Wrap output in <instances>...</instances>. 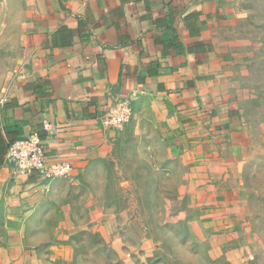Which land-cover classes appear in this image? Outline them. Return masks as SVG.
Returning <instances> with one entry per match:
<instances>
[{
    "label": "crops",
    "instance_id": "0c3cea01",
    "mask_svg": "<svg viewBox=\"0 0 264 264\" xmlns=\"http://www.w3.org/2000/svg\"><path fill=\"white\" fill-rule=\"evenodd\" d=\"M237 2L25 1L26 26L11 29L0 48V264H83L74 237L84 230L141 261L153 255L157 242L142 234L134 194L123 208L99 200V159L121 133L100 117L121 96L132 111L147 102L156 121L155 171L185 165L194 237L212 248L229 238L248 214L252 154L240 110L246 93L233 80L234 63L244 60L216 41ZM32 133L48 160L72 165L69 177L43 179L4 164L10 141Z\"/></svg>",
    "mask_w": 264,
    "mask_h": 264
},
{
    "label": "rangeland",
    "instance_id": "374dc122",
    "mask_svg": "<svg viewBox=\"0 0 264 264\" xmlns=\"http://www.w3.org/2000/svg\"><path fill=\"white\" fill-rule=\"evenodd\" d=\"M25 1L0 0V48L9 43L11 29L14 32L17 27L21 31L26 26ZM237 1L236 13L218 26L216 41L233 58L241 55L244 60L243 63H234L238 74L233 80H239L246 93L240 110L252 150L245 173V182L250 192L248 214L232 227L229 238L219 247L212 248L207 241L199 240L192 234L190 238L184 239L176 232L179 226L175 224L176 217L184 220L194 216L192 211L180 210L186 202L182 200L185 165L183 167L181 163L179 167L162 170L159 183H149L146 182L147 178H140L137 180L141 196L139 218L144 224L142 234L150 242H157L158 248L148 258H154L156 264H264V0ZM127 124L132 126L135 136L140 138L146 156L154 154L153 146L162 147L156 121L147 102L142 101L139 107L131 110ZM162 157L160 154L157 161H161ZM156 185L158 189L155 188L152 194L151 189ZM132 193L138 204L135 193ZM159 225L165 227L159 228ZM91 239L89 235L82 237L86 243ZM119 239L125 244L133 242L126 236ZM112 248L120 254L119 257H125V264H135L134 258L121 249ZM77 252L83 264H96L91 263L92 257L96 256L95 251ZM130 254L138 257L133 251Z\"/></svg>",
    "mask_w": 264,
    "mask_h": 264
},
{
    "label": "trees",
    "instance_id": "16d2710c",
    "mask_svg": "<svg viewBox=\"0 0 264 264\" xmlns=\"http://www.w3.org/2000/svg\"><path fill=\"white\" fill-rule=\"evenodd\" d=\"M18 138L21 137L19 136L12 139L9 144H11L15 139ZM167 161H169V159H165V161L163 162L165 163ZM99 162L101 163L103 169V179L99 185V200L102 201L105 205H113L114 207H116V209L126 206L127 196L130 191L135 193L138 205L140 204L141 196L137 185V180H139L140 178H147L146 182L149 183L153 181L154 183H159L161 180L162 171H155V169L152 167L155 162L151 160V156L148 157L144 154L140 138L135 136V133L132 130V126L127 123L121 130L118 138L113 142L110 154L106 158L99 159ZM123 181H127L129 183V188H126L122 185L121 182ZM155 188L158 189V186L156 185L154 189H151L152 194ZM182 200L186 202L185 206L183 208H180V210L190 212L191 210L187 207V197L185 194ZM174 201H176L175 197ZM190 220L191 217H187L184 220L177 219L176 217L175 224L179 225L178 228H176V232L182 235V238L184 239L190 238L192 234L189 226ZM164 227V225H159V228ZM83 235L92 236V239L87 243L83 242ZM74 238L79 243L76 252L79 250H84L86 253L88 252V250L95 251L96 256H93L94 258L92 257L91 263L125 264V257H119L120 254L112 248H115V246L106 243L100 233L84 230L78 232ZM156 248L158 247L156 246ZM120 249L131 258H134L136 261L135 264L157 263L154 258H151L145 262L141 261L139 257L131 254L129 255L131 251H129L128 249Z\"/></svg>",
    "mask_w": 264,
    "mask_h": 264
},
{
    "label": "built area",
    "instance_id": "2783aa9c",
    "mask_svg": "<svg viewBox=\"0 0 264 264\" xmlns=\"http://www.w3.org/2000/svg\"><path fill=\"white\" fill-rule=\"evenodd\" d=\"M131 103L127 97H117L101 115L100 123L106 129L121 131L129 121ZM57 125L44 120L45 129L57 130ZM5 165H10L14 172L37 173L43 179L69 177L72 165L64 160H48L42 139L32 133L15 139L5 155Z\"/></svg>",
    "mask_w": 264,
    "mask_h": 264
}]
</instances>
